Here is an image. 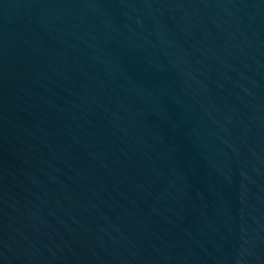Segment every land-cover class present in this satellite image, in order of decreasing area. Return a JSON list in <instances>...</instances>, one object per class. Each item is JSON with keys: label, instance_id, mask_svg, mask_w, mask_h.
Wrapping results in <instances>:
<instances>
[{"label": "water", "instance_id": "95a60500", "mask_svg": "<svg viewBox=\"0 0 264 264\" xmlns=\"http://www.w3.org/2000/svg\"><path fill=\"white\" fill-rule=\"evenodd\" d=\"M0 264H264V0H0Z\"/></svg>", "mask_w": 264, "mask_h": 264}]
</instances>
